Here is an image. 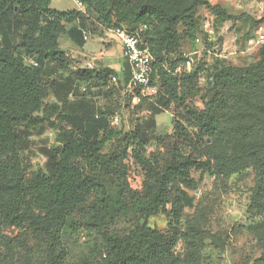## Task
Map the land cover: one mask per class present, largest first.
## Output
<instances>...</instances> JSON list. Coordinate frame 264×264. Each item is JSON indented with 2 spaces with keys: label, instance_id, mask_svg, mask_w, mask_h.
Wrapping results in <instances>:
<instances>
[{
  "label": "trees",
  "instance_id": "obj_1",
  "mask_svg": "<svg viewBox=\"0 0 264 264\" xmlns=\"http://www.w3.org/2000/svg\"><path fill=\"white\" fill-rule=\"evenodd\" d=\"M52 1L0 0V33L4 34L0 40V212L9 223L28 224L34 230L39 252L37 264H66L69 254L65 235L74 227L73 210L99 190L100 208L112 221L101 222L105 228L102 264H166L178 240L175 235L168 237L161 232L143 229L135 236L121 237L107 228L123 212V209L115 208L118 199L126 197L125 191L121 195L106 191L95 172L99 167L120 168L115 155L103 152L106 142L121 135L111 127L115 125L111 124L110 117L117 112L111 113L107 107L99 105V100L106 94H115V86L107 89L106 85L116 71L108 67L99 70L79 67L70 75H64L62 71L69 69L72 61L60 49L59 38L68 23L82 20L84 14L79 10L52 9ZM79 1L94 9L107 28L123 27L129 33L139 35L141 47L148 48L155 59L153 82L157 74L167 73L162 66L164 55L177 42L174 30H160L157 21L162 18L168 23L190 20V34L196 32L193 17L200 2L194 5L192 14H187L183 10L171 12L160 4L145 0ZM7 34H11L13 39L18 37L19 42L12 43L11 39L8 43ZM260 49L262 60L257 64L247 68H224L217 72L208 96L212 99L219 96V84L235 87L236 92L224 93L221 101L216 100L226 108L225 99L229 95L236 101H242L254 90L263 89L264 45L257 48L258 51ZM26 58H36L38 65H29ZM129 78L128 64L125 78L119 80L118 88L123 90V83ZM83 86L87 87L84 92L81 90ZM248 90L250 92L245 93ZM50 95L55 97V102L46 101ZM130 101L133 103L132 98H126V105ZM142 101L133 106L140 105ZM171 103L166 89V95H160L155 104H150V115L146 120L125 133L123 140L128 141L129 147L136 145L142 149L152 144L156 115L168 110ZM120 108L122 110V106ZM239 114L240 111L230 120L232 127L228 130L238 144L245 133L242 124L245 118ZM189 118H193L198 127L197 137L192 136L188 127L177 118L174 120L173 137L192 147L191 153L173 152L164 160L155 154L152 159L145 155L137 156L146 170L147 180L146 192L138 204L147 216L164 211L171 205L177 208L175 220L179 221L184 208L194 207V198L188 188L201 182L206 175L215 173L214 150L206 137L217 132L211 120L215 119L220 126L219 116L190 114ZM50 128L58 132V145L41 148L46 157L45 168L33 172L28 178L22 151L28 147L27 141L32 134L42 136ZM250 131L252 134L255 132L253 128ZM257 132L264 133V127H259ZM173 184L181 187L178 202L170 196ZM171 262L174 263L173 260Z\"/></svg>",
  "mask_w": 264,
  "mask_h": 264
},
{
  "label": "rangeland",
  "instance_id": "obj_2",
  "mask_svg": "<svg viewBox=\"0 0 264 264\" xmlns=\"http://www.w3.org/2000/svg\"><path fill=\"white\" fill-rule=\"evenodd\" d=\"M166 7L171 12L185 11L192 14L196 22V32H189L191 21L182 20L168 23L157 21L158 28H171L176 33L177 42L170 52L165 53L162 64L165 75L157 74L153 82V94L145 97L138 106L129 102L125 108L119 106V90L106 94L100 105L120 114L119 125L111 126L121 135L106 142L103 152L115 155L120 168L99 167L95 172L106 191L124 192L115 208L123 212L116 222L107 228L123 237L140 233L143 229L161 232L168 237L176 236L177 242L166 264H264V133L257 130L264 127V88L245 91L249 93L242 101L229 95L225 101L228 107L218 103L224 93L233 94L236 88L230 84H219V96L210 98L215 74L224 68H247L262 60L261 49H248L254 37L256 24L264 18V0H145ZM208 2V4L206 3ZM51 6L58 9H73V0H53ZM191 12V13H190ZM208 20L217 32L219 49L235 53L223 60H215L201 47L209 40L205 35ZM95 34L89 43L95 41ZM263 48V47H262ZM76 67L77 58L70 57ZM264 60V59H263ZM73 71V70H72ZM223 81V80H221ZM264 87V84H263ZM169 90L172 103L168 110L158 116V124L153 131L152 144L142 149L123 140L125 133L133 131L138 122L150 115V104L156 103L160 95ZM250 89V88H249ZM168 95V94H167ZM53 97L47 98L52 102ZM239 102V103H238ZM240 110H239V109ZM245 118L241 143L231 137V119L238 114ZM122 112V113H121ZM243 112V113H242ZM219 116V123L211 120L217 132L208 139L214 150L215 173L206 175L201 182L188 188L194 198L193 208H184L179 221L175 220L176 207L147 216L139 207L146 185V170L138 160V155L151 158L153 154L164 160L173 152L191 153L192 147L173 137L174 120H181L192 136L197 137L198 127L190 114ZM157 123V121H156ZM253 128L254 134L250 131ZM57 130L48 129L42 136L32 134L28 147L22 151L26 176L44 169L46 157L43 146H57ZM260 133V134H259ZM250 134V135H249ZM196 156L198 154L195 153ZM125 170V174L123 173ZM126 175V176H125ZM196 178L198 175H194ZM179 184L170 187L173 201L180 198ZM100 192L90 195L73 210V225L65 235L68 250L66 264H102L105 258L103 245L104 227L101 222H112L100 208ZM114 202V201H112ZM103 214V215H102ZM103 216L105 217L103 220ZM39 252L34 230L28 224H11L0 212V264H37ZM174 261L172 263L171 261Z\"/></svg>",
  "mask_w": 264,
  "mask_h": 264
},
{
  "label": "crops",
  "instance_id": "obj_3",
  "mask_svg": "<svg viewBox=\"0 0 264 264\" xmlns=\"http://www.w3.org/2000/svg\"><path fill=\"white\" fill-rule=\"evenodd\" d=\"M74 1L73 9H58L50 5L52 9H57L61 11L67 10H79L84 14V18L81 20H76L74 22L68 23L66 27V31L59 38L60 49L65 52L67 56L77 58L80 60L77 66H73L72 64L69 69L62 71L65 76L70 75L77 68H95V69H103V68H112L116 71V74L121 81L125 78V69L128 66V62L123 57V45L122 42L116 37V35L104 26L99 20V16L97 12L89 8L79 0ZM83 29L89 30L95 34V41L89 43V39H85L83 35ZM3 33H0V40L3 38ZM9 37L7 38V42L18 43L19 39H13L11 34H7ZM91 35V36H92ZM203 47V45H201ZM36 62L37 59L33 58ZM92 64L91 66L89 64ZM55 63L52 62V65ZM115 87H119V83L114 85ZM119 90V102L122 108L126 107V99L124 97V91L120 88ZM117 97V94H115ZM53 101L56 99L53 95ZM102 99L99 100V105ZM163 113V112H162ZM161 114V113H160ZM156 115V121L158 124V116ZM159 125V124H158Z\"/></svg>",
  "mask_w": 264,
  "mask_h": 264
},
{
  "label": "built area",
  "instance_id": "obj_4",
  "mask_svg": "<svg viewBox=\"0 0 264 264\" xmlns=\"http://www.w3.org/2000/svg\"><path fill=\"white\" fill-rule=\"evenodd\" d=\"M110 30L122 42L123 57L130 66V78L127 82L123 83L124 97L125 99L128 97L132 98L133 104L140 103L145 97L153 94V63L155 59L148 48L141 47V39L139 35L129 33L123 27H112ZM254 33V37L248 49H257L264 45V18L257 23ZM83 35L85 39H89L92 32L83 29ZM205 35L209 40L208 43L203 42L200 36L197 37V41H202L203 49H206L207 53L211 54L216 59L229 58L230 55L235 53L232 50H223V52L220 51V43L217 42V32L211 25L210 20H208ZM26 62L29 65H38L33 58H26ZM89 65L91 66L92 64L90 63ZM119 80L120 79L117 75H111L106 88L109 89L118 84ZM81 90L84 92L87 90V87L83 86L81 87ZM72 95L73 93H71V96ZM110 121L112 125H119L121 122L120 114L117 112L111 115Z\"/></svg>",
  "mask_w": 264,
  "mask_h": 264
}]
</instances>
